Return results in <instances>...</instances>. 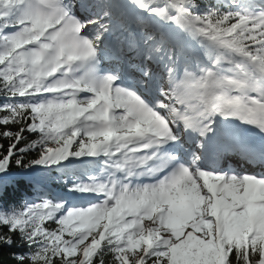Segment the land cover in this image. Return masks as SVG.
<instances>
[{
  "label": "snow or ice",
  "instance_id": "1",
  "mask_svg": "<svg viewBox=\"0 0 264 264\" xmlns=\"http://www.w3.org/2000/svg\"><path fill=\"white\" fill-rule=\"evenodd\" d=\"M0 198L16 264H264V0H0Z\"/></svg>",
  "mask_w": 264,
  "mask_h": 264
},
{
  "label": "trees",
  "instance_id": "2",
  "mask_svg": "<svg viewBox=\"0 0 264 264\" xmlns=\"http://www.w3.org/2000/svg\"><path fill=\"white\" fill-rule=\"evenodd\" d=\"M32 195H35L33 184L24 183L22 180L18 179V183L13 186L8 194L7 205H17L24 200H32ZM3 202V198H0V203ZM27 251V248L19 240L10 248H0V264H16L12 259L13 255L27 253Z\"/></svg>",
  "mask_w": 264,
  "mask_h": 264
},
{
  "label": "bare ground",
  "instance_id": "3",
  "mask_svg": "<svg viewBox=\"0 0 264 264\" xmlns=\"http://www.w3.org/2000/svg\"><path fill=\"white\" fill-rule=\"evenodd\" d=\"M35 195H32L31 198L33 199Z\"/></svg>",
  "mask_w": 264,
  "mask_h": 264
},
{
  "label": "rangeland",
  "instance_id": "4",
  "mask_svg": "<svg viewBox=\"0 0 264 264\" xmlns=\"http://www.w3.org/2000/svg\"><path fill=\"white\" fill-rule=\"evenodd\" d=\"M147 224V222H145Z\"/></svg>",
  "mask_w": 264,
  "mask_h": 264
}]
</instances>
